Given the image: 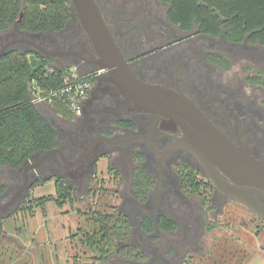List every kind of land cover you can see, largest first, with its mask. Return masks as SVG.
<instances>
[{"label": "flooded vegetation", "instance_id": "af4514ba", "mask_svg": "<svg viewBox=\"0 0 264 264\" xmlns=\"http://www.w3.org/2000/svg\"><path fill=\"white\" fill-rule=\"evenodd\" d=\"M95 1L113 40L138 78L189 98L231 143L257 160L264 159V45L251 42L248 35L243 40H229L224 29L219 36L200 32L198 27L183 30L169 20L167 0ZM12 41L15 42L12 49L19 51L36 52V44L52 54L76 51L79 54L52 56L37 52L52 58L54 65L68 62L80 72H95V79L85 100L86 113L71 119L80 120L79 125L68 130L53 125L61 151L46 158L44 153L34 157L32 164L37 169L12 172L5 194L0 195V206L7 205L6 209H0V214L13 207L15 203L11 202L20 188L34 178H63L79 192L87 190L98 164L108 159L126 181L119 211L130 218L131 242L141 253L151 256L150 264H171L166 256H178L183 248L194 244L199 227L204 225L207 212L216 202L235 199L213 183L195 152L175 148L177 140L184 135L178 124L165 115L137 107L121 92L108 70L94 63L98 55L80 20L73 16V7L62 30L31 35L13 26L0 32V50ZM212 54L224 56L227 65L216 62ZM240 59L246 61L244 71L228 86L221 84L224 73ZM245 87L253 89L251 96L244 93ZM81 155H84L82 161L73 166ZM138 166L153 179V187L144 202L133 195L132 181ZM189 171L195 173L202 185L209 186V207L204 208L202 203L201 197H207L200 192L202 185L198 194H194L195 205L181 194V190L188 189L183 185V177ZM3 173L8 172H0V179ZM162 216L173 220L177 229L160 230L158 219ZM144 217L154 221V231L144 229ZM185 219L193 221L192 232Z\"/></svg>", "mask_w": 264, "mask_h": 264}, {"label": "trees", "instance_id": "16d2710c", "mask_svg": "<svg viewBox=\"0 0 264 264\" xmlns=\"http://www.w3.org/2000/svg\"><path fill=\"white\" fill-rule=\"evenodd\" d=\"M167 1L170 4L169 20L183 30L198 27L200 32L219 36L224 29L229 40H243L248 35L251 42L264 45V0ZM71 14L72 0H0V32L10 30L16 23L21 30L30 33L50 29L59 31L65 27ZM29 53L34 54L37 60L29 61L26 58ZM14 54L19 56L18 60H14ZM212 56L217 58L216 62L227 65L228 60L224 56ZM53 62L52 58L33 51L13 50L0 58V168L13 171L35 152L59 146L58 132L41 106L33 102L30 89L34 79L43 87L54 86L61 81L62 74L70 67L54 65ZM52 107L57 114L69 120L75 117L60 99ZM114 169L121 173L117 167L114 166ZM10 176L12 174L0 179V193L7 190ZM93 178L88 189L92 188ZM183 179L184 187L194 191L202 185L193 171H189ZM49 180L38 179L35 184ZM55 187L58 206L75 201L78 189L65 179L56 178ZM152 187L151 175L138 166L132 181L134 197L140 202L146 201ZM201 199L203 206L209 204V196ZM81 214L86 228L80 225L72 237L78 238L80 246L93 252L100 263L108 264L115 256L130 261L140 255L141 251L131 242L133 227L126 213L119 209L114 212L87 209ZM4 219L0 220L1 231ZM142 224L147 232L155 229L154 221L148 217L143 218ZM158 227L164 232H171L177 229V224L162 216L158 219Z\"/></svg>", "mask_w": 264, "mask_h": 264}, {"label": "rangeland", "instance_id": "374dc122", "mask_svg": "<svg viewBox=\"0 0 264 264\" xmlns=\"http://www.w3.org/2000/svg\"><path fill=\"white\" fill-rule=\"evenodd\" d=\"M18 57L14 54L13 58L18 60ZM26 58L29 61L37 60L32 53L27 54ZM64 64L71 67L68 62ZM40 106L45 116L61 130L79 125L80 120H69L57 114L52 106ZM3 175L7 177L10 174ZM46 179L50 180L31 186L25 200L3 216L0 264H102L94 258L93 252L85 251L78 238L72 235L80 225L86 228L81 211L120 210L123 204L121 193L127 187L123 174L118 173L108 159H103L90 184L92 188L82 192L77 190L75 201L66 202L63 206L55 202L56 178ZM180 192L195 205L197 198L194 194H198V190ZM200 192L209 196L210 189L202 185ZM209 206L205 204L204 208ZM184 221L192 232L193 221ZM175 236L181 238L180 234ZM150 257L143 252L135 260L115 256L110 262L150 264ZM166 257L171 264H264V219L236 200L226 199L221 204L216 202L207 212L204 225L199 227L194 244L183 248L178 256L172 254Z\"/></svg>", "mask_w": 264, "mask_h": 264}, {"label": "water", "instance_id": "95a60500", "mask_svg": "<svg viewBox=\"0 0 264 264\" xmlns=\"http://www.w3.org/2000/svg\"><path fill=\"white\" fill-rule=\"evenodd\" d=\"M72 7L73 16L76 15L80 20L98 55L94 63L99 68L108 70L109 75L116 82L121 92L137 107L165 115L178 124L184 135L177 140L175 148H187L195 152L202 160L208 177L219 189L235 200L244 203L264 219V159L257 160L242 148L231 143L189 98L167 87L138 78L113 40L95 0H72ZM14 27L20 29L18 23ZM27 33L38 35L42 32L30 33L27 31ZM14 43L12 41L4 45L0 50V58L12 49ZM36 47L37 50L35 51L44 55L79 54L76 51L52 54L41 45L36 44ZM85 104L84 101L82 116L86 113ZM51 124L53 126L52 122ZM57 151H61L59 147L47 151L39 150L26 159L21 167L13 170V173H20L21 171L27 173L30 168L37 169V166L32 164L34 157L44 153L46 158ZM83 158L84 155H81L73 166L78 165ZM218 168L231 181L223 177ZM36 181V178L28 180L20 188L17 196L11 202V204L15 203L13 207L25 200L29 189ZM6 208L7 205L0 206V209ZM12 208L8 209L7 213ZM7 213L0 214V220Z\"/></svg>", "mask_w": 264, "mask_h": 264}, {"label": "built area", "instance_id": "2783aa9c", "mask_svg": "<svg viewBox=\"0 0 264 264\" xmlns=\"http://www.w3.org/2000/svg\"><path fill=\"white\" fill-rule=\"evenodd\" d=\"M94 75L95 72H80L77 67L72 66L62 74L61 81L54 86L43 87L34 79L30 85L32 100L37 105L52 106L60 99L69 106L75 117L80 118L84 101L94 83Z\"/></svg>", "mask_w": 264, "mask_h": 264}, {"label": "clouds", "instance_id": "9594fccd", "mask_svg": "<svg viewBox=\"0 0 264 264\" xmlns=\"http://www.w3.org/2000/svg\"><path fill=\"white\" fill-rule=\"evenodd\" d=\"M245 65L246 61L244 59H240L237 62L233 63L228 71L221 77L220 83L228 86L235 76H238L244 71ZM243 91L248 96H251L253 93V89L251 87H245Z\"/></svg>", "mask_w": 264, "mask_h": 264}, {"label": "crops", "instance_id": "0c3cea01", "mask_svg": "<svg viewBox=\"0 0 264 264\" xmlns=\"http://www.w3.org/2000/svg\"><path fill=\"white\" fill-rule=\"evenodd\" d=\"M1 169V168H0ZM4 170H0V172H8V174H12L13 175V171L12 170H10V168H3ZM2 177H6L5 175H2ZM2 218H4V217H2Z\"/></svg>", "mask_w": 264, "mask_h": 264}]
</instances>
